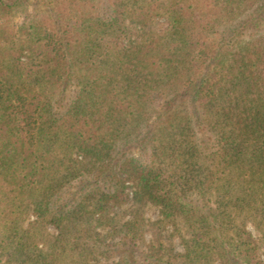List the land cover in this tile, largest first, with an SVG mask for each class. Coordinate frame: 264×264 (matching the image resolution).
<instances>
[{
	"label": "trees",
	"instance_id": "1",
	"mask_svg": "<svg viewBox=\"0 0 264 264\" xmlns=\"http://www.w3.org/2000/svg\"><path fill=\"white\" fill-rule=\"evenodd\" d=\"M102 1L0 27V264H264V0Z\"/></svg>",
	"mask_w": 264,
	"mask_h": 264
},
{
	"label": "rangeland",
	"instance_id": "2",
	"mask_svg": "<svg viewBox=\"0 0 264 264\" xmlns=\"http://www.w3.org/2000/svg\"><path fill=\"white\" fill-rule=\"evenodd\" d=\"M49 0H23L21 4L12 11L11 15L1 17L0 24L4 31V33H10L12 31H17V29L21 26H28L30 24L44 23V19L48 18L50 16V8ZM104 0L101 3V6H104ZM160 22V21H159ZM72 94V89L67 91L65 97L70 98ZM132 156L137 157V152L133 151L131 153ZM77 184H73L70 188V192L75 190ZM130 196V195H129ZM132 206L130 204L123 205L120 210L117 211V220L120 223H124L129 219V215L131 212ZM158 218V214L156 209L154 208H146L143 212V219L147 222H153ZM35 221V218L33 216H28L27 218H24L22 226L26 227L28 224L33 223ZM253 236L257 238L258 236L251 227L248 228ZM166 234L169 235L170 231L169 228H166ZM37 235V245L39 248H43L44 246H48L52 241L55 235L57 234L56 230H54L52 227H47L46 230H40L35 233ZM103 234V232H102ZM149 237L148 235L144 236V241H148ZM175 249L178 252H181V248L178 245V241L176 239L173 240ZM69 261V258L67 255H65L63 258H61L60 262L66 263ZM95 264H112V261H105L100 260Z\"/></svg>",
	"mask_w": 264,
	"mask_h": 264
}]
</instances>
